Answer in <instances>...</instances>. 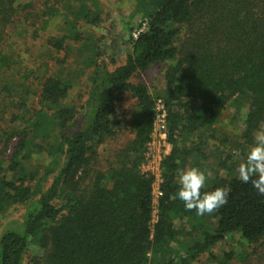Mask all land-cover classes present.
Returning a JSON list of instances; mask_svg holds the SVG:
<instances>
[{"label":"trees","instance_id":"16d2710c","mask_svg":"<svg viewBox=\"0 0 264 264\" xmlns=\"http://www.w3.org/2000/svg\"><path fill=\"white\" fill-rule=\"evenodd\" d=\"M138 1L141 23L124 63L89 59L77 108L67 103L75 82L63 64L83 41L82 26L101 22L98 0H0V218L22 209L0 231V264H202L226 238L264 239V196L239 181L234 156L249 150L264 122V0ZM38 43L36 67L26 49ZM49 61L58 65L53 72ZM166 63L157 100L170 149L154 214V177L142 169L157 102L131 79ZM125 95L133 105L118 111ZM244 98L236 148L217 157L202 190L229 187L228 203L204 216L185 211L174 198L177 170L210 169L197 134ZM124 131L129 138L102 160L106 142ZM34 156L48 159L42 173ZM32 248L40 253L28 263Z\"/></svg>","mask_w":264,"mask_h":264},{"label":"rangeland","instance_id":"374dc122","mask_svg":"<svg viewBox=\"0 0 264 264\" xmlns=\"http://www.w3.org/2000/svg\"><path fill=\"white\" fill-rule=\"evenodd\" d=\"M98 2L101 10V22L98 26H82L83 41L79 45L74 46V49L63 64L66 77L68 75L75 82L67 103L77 108L84 101V94L88 90L86 79L92 71L91 67L85 68V63L89 59L98 57V60H104L109 65H112V62L116 65L123 64L125 53L130 50L128 38L131 35L132 37L135 36L138 25L141 23L136 8L138 9V6L143 4L138 0H98ZM26 50L29 55L26 58V63L36 66L35 63L33 64V61L36 59L34 57L44 53V48L40 47V43H38L34 47H27ZM48 65L52 72L58 68V65L50 61ZM169 66L170 63L157 64L147 72L133 76L131 83L144 85L157 102L159 101L157 99L167 88L164 76ZM132 105L133 102L129 99V96L125 95L124 101L120 104L118 111L128 109ZM247 106L248 100L246 98L243 99L241 105L231 103L216 125L197 134L207 144V149L204 147L203 151H206L205 154L208 156L207 162L210 167L208 172L211 174L216 170L217 157L225 155L222 151L234 150L236 148L238 133L243 130L241 118ZM69 131H66V133ZM127 135L128 131H124L122 134L117 135L115 139L107 141L101 152V159L112 158L114 152L129 138V135ZM197 135L187 142L186 147H190L192 143L197 141ZM157 149V146L153 144L148 148V151H157ZM6 156L7 154L3 155V157ZM47 163L48 159L46 156H34L31 165L32 167L38 166L40 173H42L43 166ZM144 163V172L147 167H153L150 162L147 163L145 161ZM21 214L22 209L20 207L10 209L0 218V231L9 222L20 220ZM176 227L179 228L180 226L176 225ZM185 229L190 230L188 227H185ZM32 250L34 252L27 258L28 263L34 257V254L40 253L38 249L32 248ZM229 253L232 254V257L227 264H264V239L257 245H247L238 237L226 238L224 241L216 244L211 250L210 257L207 254L201 256L200 262L202 264H218V261L224 260L225 255ZM211 257L216 260L211 259Z\"/></svg>","mask_w":264,"mask_h":264},{"label":"clouds","instance_id":"9594fccd","mask_svg":"<svg viewBox=\"0 0 264 264\" xmlns=\"http://www.w3.org/2000/svg\"><path fill=\"white\" fill-rule=\"evenodd\" d=\"M241 162L236 168L237 178L243 184H251L260 196H264V122L258 124L252 136V145L241 156L239 151L234 153ZM211 173L199 167H185L177 170L178 185L175 199L183 202L187 212L195 211V215L212 214L228 203L231 189L217 187L212 191H202Z\"/></svg>","mask_w":264,"mask_h":264},{"label":"built area","instance_id":"2783aa9c","mask_svg":"<svg viewBox=\"0 0 264 264\" xmlns=\"http://www.w3.org/2000/svg\"><path fill=\"white\" fill-rule=\"evenodd\" d=\"M165 110L160 101H157L155 107V119L153 123V131L151 134V142L147 146V153L145 156V161L150 162L153 167H147L145 172L143 171L145 168V163L142 171L144 173H149L154 177V182L152 186V194L153 200L152 204L154 207V214L156 213V206L158 197L161 195L159 191V185L161 183V173H160V163L165 155L169 152V144L166 140V128H165ZM157 146V151H148V148L151 145Z\"/></svg>","mask_w":264,"mask_h":264}]
</instances>
